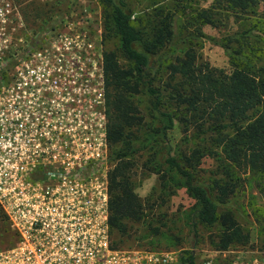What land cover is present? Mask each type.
<instances>
[{
  "label": "trees",
  "instance_id": "16d2710c",
  "mask_svg": "<svg viewBox=\"0 0 264 264\" xmlns=\"http://www.w3.org/2000/svg\"><path fill=\"white\" fill-rule=\"evenodd\" d=\"M96 1L102 8L104 40L107 34L116 40L115 50L102 54L113 247L148 237H138L136 227L146 209L134 191L138 174L156 175L160 192L168 196L184 189L195 202L187 215L192 232L198 225L217 227L212 248L248 245L249 232L232 211L221 208L235 197L241 174L264 190V0H214L207 8H198L193 0H160L138 13L128 0ZM230 23L241 28L217 41L231 66L225 71L202 60L200 49L208 39L202 28L219 30ZM44 30L31 28V47L43 41L36 35ZM5 70L0 67V78ZM176 129L179 140L174 143ZM205 157L216 164L207 183L195 178ZM1 221L7 224L0 207ZM5 233L10 241L0 247L13 242L8 224ZM185 253L192 262L191 250Z\"/></svg>",
  "mask_w": 264,
  "mask_h": 264
},
{
  "label": "built area",
  "instance_id": "2783aa9c",
  "mask_svg": "<svg viewBox=\"0 0 264 264\" xmlns=\"http://www.w3.org/2000/svg\"><path fill=\"white\" fill-rule=\"evenodd\" d=\"M90 36L0 45V207L14 235L0 264H264V246L193 250L192 262L182 248L113 247L103 53Z\"/></svg>",
  "mask_w": 264,
  "mask_h": 264
},
{
  "label": "rangeland",
  "instance_id": "374dc122",
  "mask_svg": "<svg viewBox=\"0 0 264 264\" xmlns=\"http://www.w3.org/2000/svg\"><path fill=\"white\" fill-rule=\"evenodd\" d=\"M128 0L130 8L138 13V10L149 5L151 1L160 0ZM183 1L185 0H177ZM214 0H193L198 8H207L211 6ZM257 12L262 8L258 7ZM41 13L42 18L36 19V15ZM24 13L26 15H24ZM99 25H98V20ZM40 25L44 32L37 34V39L43 38L39 43V49L49 47L51 39L57 35H74L88 33L93 35L97 49L102 53L106 49L115 50L116 40L114 36L107 34V41L104 40L103 13L102 8L96 0H0V45L7 37L30 36V40L35 38L31 34V28ZM54 27L50 30V27ZM248 26L247 23L244 24ZM242 26V27H244ZM89 27V30L87 29ZM26 28L25 30H23ZM240 29L239 24H229L227 28L219 30L209 26L202 28L208 39L203 41L200 55L202 60L211 67L229 71L231 66L225 50L217 43L226 36L231 30ZM22 29V30H21ZM23 32V33H22ZM31 34V35H30ZM89 40V39H88ZM216 40V41H215ZM99 41L101 43H99ZM86 124L63 125L62 132L73 129L81 131ZM35 127V126H34ZM39 131V130H37ZM179 140V130L172 133V142ZM138 160V157H134ZM134 161V159L132 158ZM215 162L210 158H203L195 171V178L199 182L207 183L211 177L210 172L214 171ZM242 184L236 190L235 197L221 209L232 211L239 225L250 234L248 245L253 247L264 246V199L260 190L255 184L254 179L241 174ZM135 183V193L143 200L146 206L144 219L138 228V237L147 235L144 240L126 241L123 248H134L143 246L145 248L156 247L158 249H167L171 245H176L184 250H191L201 253V250L210 249V241L215 239L217 227H208L198 225L195 234L190 228L187 218L189 211L194 205L184 189L176 190L174 195H165L160 192L159 179L154 174H148L141 177L139 174L133 179ZM250 181V185L249 182ZM159 195L162 200L157 199ZM152 206V207H150ZM7 229L5 221L0 222V245L9 242L10 237L4 231ZM157 229L159 234L154 235L153 230ZM115 240L118 237L115 236Z\"/></svg>",
  "mask_w": 264,
  "mask_h": 264
},
{
  "label": "water",
  "instance_id": "95a60500",
  "mask_svg": "<svg viewBox=\"0 0 264 264\" xmlns=\"http://www.w3.org/2000/svg\"><path fill=\"white\" fill-rule=\"evenodd\" d=\"M261 196H262V198L264 199V191H263V193L261 194Z\"/></svg>",
  "mask_w": 264,
  "mask_h": 264
}]
</instances>
